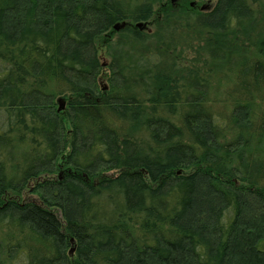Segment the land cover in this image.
<instances>
[{
    "label": "trees",
    "instance_id": "obj_1",
    "mask_svg": "<svg viewBox=\"0 0 264 264\" xmlns=\"http://www.w3.org/2000/svg\"><path fill=\"white\" fill-rule=\"evenodd\" d=\"M202 1L0 0V264H264V0Z\"/></svg>",
    "mask_w": 264,
    "mask_h": 264
},
{
    "label": "rangeland",
    "instance_id": "obj_2",
    "mask_svg": "<svg viewBox=\"0 0 264 264\" xmlns=\"http://www.w3.org/2000/svg\"><path fill=\"white\" fill-rule=\"evenodd\" d=\"M172 4L173 6H177L179 4V0H177V2L175 0H172ZM216 0H204L202 2H199L198 5L195 4V6H193L191 4V7L198 9L199 11L202 8H210L213 7V5L215 4ZM203 10V9H202ZM261 10L263 11L262 14L260 16H258V21L261 22V24L264 25V9L261 8ZM104 50L101 51V56L103 55V57H107L106 55H104ZM196 54L193 53L192 51L186 52L184 54V58L181 61V64L184 66H188L191 67L192 65V58H196ZM109 60V58H105V61ZM191 61V62H190ZM200 66V65H199ZM204 72L205 75L207 76V78L209 79V83L210 86L212 88L211 90V97L212 100L214 102H216L218 105H222L223 104V100L225 99L224 93L226 92V89L231 86L232 84V77L229 74H221L218 73L216 70V66L213 65L212 67H207L204 68ZM61 99V98H59ZM59 101V100H58ZM252 151H258L260 154L264 153V143L261 145L260 148H256L253 147ZM26 198H32V199H36V196H31V194L27 193L25 195ZM2 238L1 233H0V239ZM1 242V241H0Z\"/></svg>",
    "mask_w": 264,
    "mask_h": 264
},
{
    "label": "water",
    "instance_id": "obj_3",
    "mask_svg": "<svg viewBox=\"0 0 264 264\" xmlns=\"http://www.w3.org/2000/svg\"><path fill=\"white\" fill-rule=\"evenodd\" d=\"M202 9L205 10V8H202ZM138 27L141 28L142 27V24H139ZM119 29H120V27L118 25L115 26V30L118 31Z\"/></svg>",
    "mask_w": 264,
    "mask_h": 264
}]
</instances>
